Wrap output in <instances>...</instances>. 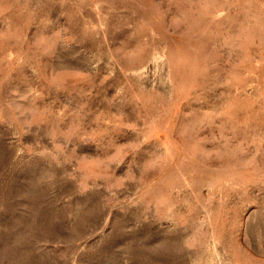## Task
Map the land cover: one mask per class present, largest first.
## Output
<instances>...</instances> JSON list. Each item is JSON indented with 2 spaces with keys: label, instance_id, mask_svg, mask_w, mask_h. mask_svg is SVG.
<instances>
[{
  "label": "rangeland",
  "instance_id": "obj_1",
  "mask_svg": "<svg viewBox=\"0 0 264 264\" xmlns=\"http://www.w3.org/2000/svg\"><path fill=\"white\" fill-rule=\"evenodd\" d=\"M0 264H264V0H0Z\"/></svg>",
  "mask_w": 264,
  "mask_h": 264
}]
</instances>
